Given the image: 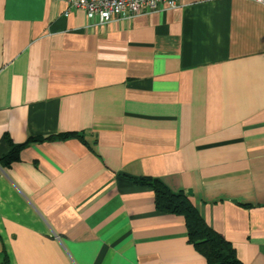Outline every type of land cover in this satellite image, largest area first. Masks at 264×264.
I'll use <instances>...</instances> for the list:
<instances>
[{
    "label": "crops",
    "instance_id": "obj_1",
    "mask_svg": "<svg viewBox=\"0 0 264 264\" xmlns=\"http://www.w3.org/2000/svg\"><path fill=\"white\" fill-rule=\"evenodd\" d=\"M67 9L0 0V264H207L143 177L264 264V5Z\"/></svg>",
    "mask_w": 264,
    "mask_h": 264
},
{
    "label": "trees",
    "instance_id": "obj_2",
    "mask_svg": "<svg viewBox=\"0 0 264 264\" xmlns=\"http://www.w3.org/2000/svg\"><path fill=\"white\" fill-rule=\"evenodd\" d=\"M15 151L7 156V161ZM139 182L153 188L155 207L159 212L180 215L184 218L188 241L204 256L207 264H242L232 244L207 224L188 194L184 191L171 190L159 178L143 177Z\"/></svg>",
    "mask_w": 264,
    "mask_h": 264
},
{
    "label": "built area",
    "instance_id": "obj_3",
    "mask_svg": "<svg viewBox=\"0 0 264 264\" xmlns=\"http://www.w3.org/2000/svg\"><path fill=\"white\" fill-rule=\"evenodd\" d=\"M264 5V0H254ZM68 15L72 9H81L89 19L106 23L114 17H132L141 13L153 11L161 4L168 8L175 7L177 0H66Z\"/></svg>",
    "mask_w": 264,
    "mask_h": 264
},
{
    "label": "water",
    "instance_id": "obj_4",
    "mask_svg": "<svg viewBox=\"0 0 264 264\" xmlns=\"http://www.w3.org/2000/svg\"><path fill=\"white\" fill-rule=\"evenodd\" d=\"M187 194L188 195H191L192 194V191L190 189L187 190Z\"/></svg>",
    "mask_w": 264,
    "mask_h": 264
}]
</instances>
